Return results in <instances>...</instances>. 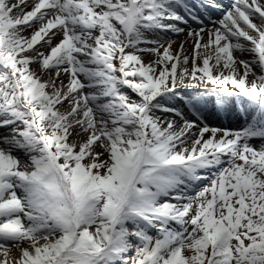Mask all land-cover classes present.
Segmentation results:
<instances>
[{"label": "snow or ice", "instance_id": "snow-or-ice-1", "mask_svg": "<svg viewBox=\"0 0 264 264\" xmlns=\"http://www.w3.org/2000/svg\"><path fill=\"white\" fill-rule=\"evenodd\" d=\"M0 255L264 264V0H0Z\"/></svg>", "mask_w": 264, "mask_h": 264}, {"label": "bare ground", "instance_id": "bare-ground-1", "mask_svg": "<svg viewBox=\"0 0 264 264\" xmlns=\"http://www.w3.org/2000/svg\"><path fill=\"white\" fill-rule=\"evenodd\" d=\"M223 1H225V2L227 1L225 4H227L229 2V0H223ZM30 2H31V0H30ZM187 2L188 3H195L196 0H187ZM204 12H205V10H203V9L198 10L199 15H202V13H204ZM191 25H194L192 21H189L188 25H181V27H185L186 31L183 34L178 35L181 38L180 41L173 40V36H177V35L172 34V33H168L166 36H163L162 39L174 41V43H173L174 49H178L182 42H186L185 43L186 54L191 56L193 54L194 44H193L192 39L187 36V31L191 30L190 29ZM25 34L27 35L28 33H25ZM205 39H207V38H205ZM146 59H147V57H146ZM211 123L213 126H219L221 123H223V124L231 127L233 125H238L239 121L233 120L232 124H229L228 121L224 117H221L219 121H217L215 118H212ZM9 257L10 258H18L19 257V251L15 248L11 249V251L9 253ZM3 259H4V257L2 255H0V260H3Z\"/></svg>", "mask_w": 264, "mask_h": 264}, {"label": "rangeland", "instance_id": "rangeland-1", "mask_svg": "<svg viewBox=\"0 0 264 264\" xmlns=\"http://www.w3.org/2000/svg\"><path fill=\"white\" fill-rule=\"evenodd\" d=\"M222 2L223 3H226L227 1L225 2V1L222 0ZM27 10H31V9L29 8ZM207 15H211L213 18H216L219 14L216 13L214 10H208V12L202 13L201 16H207ZM189 21H191V20H189ZM205 23L207 24V27H209V28L212 27V25L210 23H208L207 21H205ZM193 24L194 25H191V28L190 29H198L199 28V25H197L195 22ZM205 38H207V37L205 36ZM173 40L180 41L181 38L177 35V36H173Z\"/></svg>", "mask_w": 264, "mask_h": 264}]
</instances>
